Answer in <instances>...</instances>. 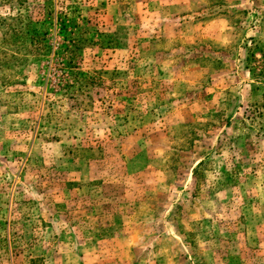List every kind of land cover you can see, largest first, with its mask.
Segmentation results:
<instances>
[{
    "label": "rangeland",
    "instance_id": "obj_1",
    "mask_svg": "<svg viewBox=\"0 0 264 264\" xmlns=\"http://www.w3.org/2000/svg\"><path fill=\"white\" fill-rule=\"evenodd\" d=\"M264 0H0V264H264Z\"/></svg>",
    "mask_w": 264,
    "mask_h": 264
},
{
    "label": "trees",
    "instance_id": "obj_2",
    "mask_svg": "<svg viewBox=\"0 0 264 264\" xmlns=\"http://www.w3.org/2000/svg\"><path fill=\"white\" fill-rule=\"evenodd\" d=\"M245 67L250 73H254L256 68L260 69L259 74L262 79L259 82L264 90V44L248 47Z\"/></svg>",
    "mask_w": 264,
    "mask_h": 264
}]
</instances>
